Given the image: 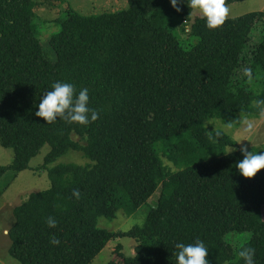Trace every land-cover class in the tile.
Returning <instances> with one entry per match:
<instances>
[{
	"label": "trees",
	"instance_id": "trees-1",
	"mask_svg": "<svg viewBox=\"0 0 264 264\" xmlns=\"http://www.w3.org/2000/svg\"><path fill=\"white\" fill-rule=\"evenodd\" d=\"M127 3L95 15L68 8L46 51L35 1L0 0V144L13 151L12 161L0 165V177L13 172L5 187L50 147L35 168L47 171L49 187L12 210L10 255L20 264H88L110 239L130 236L134 255L117 243L116 257L105 264H176L175 244L197 239L209 248V264H244L242 247L254 248L256 264H264V168L243 177L236 167L243 154L227 153L237 142L205 126L212 118L229 123L264 113L253 103L264 100V11L209 29L202 15L192 18L187 0L178 2L179 11L170 0ZM172 17L190 21L189 48ZM259 24L262 38L250 49L247 75L234 81ZM57 81L77 92L88 88L99 118L82 126L37 117L40 99ZM69 150L90 161L50 166ZM158 187L157 204L141 225L118 231L97 225L101 216L133 214ZM49 216L55 228L47 226ZM53 235L59 245L50 243Z\"/></svg>",
	"mask_w": 264,
	"mask_h": 264
},
{
	"label": "rangeland",
	"instance_id": "rangeland-1",
	"mask_svg": "<svg viewBox=\"0 0 264 264\" xmlns=\"http://www.w3.org/2000/svg\"><path fill=\"white\" fill-rule=\"evenodd\" d=\"M34 11L37 15L36 20L39 22V39L44 47V50L50 51L48 47V39L50 35L57 32L59 29L58 21L62 18L66 10L69 8L83 15H95L101 12H110L127 7V0H34ZM185 1V0H178ZM230 9L229 17H236L244 13L252 11H264V0H243L226 5ZM202 15L198 10L193 11L192 18L194 16ZM189 25L190 21H185L179 17H172L171 26L175 30V33L180 39L183 47L189 48L194 40L189 39ZM262 38V24H259L251 34V41L244 51L245 63L235 73L233 80H243L247 75V58L250 56L251 47L260 41ZM50 54V53H49ZM51 56V54H50ZM53 57V56H52ZM251 123L253 128L251 133L246 131L247 125ZM205 126L209 131L222 130L227 133L236 142L242 140L241 143H237L235 147L239 150L241 144L245 145L248 151L264 148V113L261 115L237 116L229 123H224L219 119L212 118L205 122ZM76 137V136H74ZM49 145H44L38 154L30 160L31 168L22 170L17 173L16 177L11 181L8 187H5L6 183L13 174L12 171H6L0 177V188L3 189V193L0 195V264H20L9 253L10 239L7 236L8 229L14 223V216L12 210L15 206L21 204L30 193L37 192L46 189L50 185V181L45 169H35L43 163L44 156L49 151ZM229 149V148H228ZM13 151L11 148L3 147L0 144V165H7L12 161ZM244 156H242L243 160ZM164 163L171 164L167 161L165 156H162ZM90 160L84 157L81 151L69 150L64 155L60 156L50 166H54L58 163H76L86 164ZM172 169H174L172 167ZM160 193L158 187L156 191L148 198V200L142 204L131 215H126L122 211H118L116 217L113 219H107L103 216L97 220L99 227L105 228L110 231L128 230L134 225H141L148 211L155 207L157 199ZM5 230V231H4ZM236 240L239 238L237 233L230 235ZM241 236V235H240ZM239 240V239H238ZM240 241V240H239ZM243 241V239H242ZM117 243L122 245V253L126 256H133L135 253L136 240L130 236H123L121 238L110 239L104 248L88 263V264H105L116 256L115 247Z\"/></svg>",
	"mask_w": 264,
	"mask_h": 264
},
{
	"label": "clouds",
	"instance_id": "clouds-1",
	"mask_svg": "<svg viewBox=\"0 0 264 264\" xmlns=\"http://www.w3.org/2000/svg\"><path fill=\"white\" fill-rule=\"evenodd\" d=\"M171 5L176 11H179L178 0H170ZM191 9L198 10L206 20V26L209 29H216L224 24L228 18L230 9L226 6L225 0H187ZM254 106L264 112V100H255ZM37 117L43 118L45 123L52 124L57 119H63L68 123H77L87 126L99 118V112L89 107V89L82 88L78 92L73 83L54 82L51 90L46 91L38 104V110L35 112ZM252 124L247 125L246 131L251 133ZM219 135V133H217ZM242 140L237 141L241 143ZM236 151L230 147L227 153ZM239 151L244 158L236 167L243 177L251 178L262 168H264V152L248 151L247 147L241 144ZM73 196L80 198L78 189L73 190ZM49 228H55L57 221L49 216L46 219ZM53 245H59L60 240L53 237L50 240ZM176 264H209L207 259L208 247L202 240L197 239L194 243L185 244L179 242L175 244ZM238 258L244 261V264H256L255 249L251 247H242L238 251Z\"/></svg>",
	"mask_w": 264,
	"mask_h": 264
},
{
	"label": "crops",
	"instance_id": "crops-1",
	"mask_svg": "<svg viewBox=\"0 0 264 264\" xmlns=\"http://www.w3.org/2000/svg\"><path fill=\"white\" fill-rule=\"evenodd\" d=\"M5 231V230H4Z\"/></svg>",
	"mask_w": 264,
	"mask_h": 264
}]
</instances>
